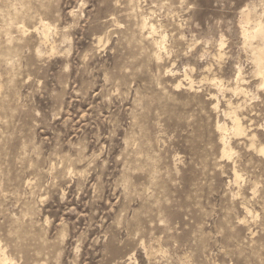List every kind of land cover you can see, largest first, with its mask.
Instances as JSON below:
<instances>
[{"label":"rangeland","instance_id":"374dc122","mask_svg":"<svg viewBox=\"0 0 264 264\" xmlns=\"http://www.w3.org/2000/svg\"><path fill=\"white\" fill-rule=\"evenodd\" d=\"M246 9L264 20V0H0L12 262L264 264V85Z\"/></svg>","mask_w":264,"mask_h":264},{"label":"bare ground","instance_id":"6f19581e","mask_svg":"<svg viewBox=\"0 0 264 264\" xmlns=\"http://www.w3.org/2000/svg\"><path fill=\"white\" fill-rule=\"evenodd\" d=\"M240 22L242 24V29H241L242 33L241 34L243 35V43H244L245 47L247 48V50H249V52H250L251 60H252V63L254 65V72L257 75H260L262 77L261 85H264V20L262 18H260L259 16H256V14L253 10L246 9V10H243L241 12ZM144 23H146V22H144ZM141 24H143V22ZM42 27L43 28H41L42 29L41 33L43 36H45L46 35L45 33L47 32L48 27H47V25H44V24ZM143 28H145V27H143ZM148 28H149V35H150L154 31V27L152 25H150ZM148 28H146V29L148 30ZM155 41H154V43H155ZM160 43H161L160 41H159V43L156 42V45H157L156 48H158L159 51L161 50V47H160L161 44ZM236 76L238 77L239 74ZM233 90L238 91V92L243 91L240 88H238V86H236ZM229 103H230V101H229ZM237 107L238 106L229 107L230 111L228 113H226V115L230 116V119L232 122V126H231L230 130H232V132H234L236 135L244 132L243 131L244 129L241 125L240 119L238 118V116L236 114ZM217 129H218V131L220 133V137H221L220 141H221V144L223 147V156L229 157L231 152L229 150H227L228 144H227V136H226L229 129H227V127L224 123L217 125ZM258 151L261 152L262 154H264V145L260 146ZM234 177L237 178L238 175L235 173ZM0 264H15L14 262H12L10 260V258H8L5 255L4 251L1 248H0Z\"/></svg>","mask_w":264,"mask_h":264}]
</instances>
